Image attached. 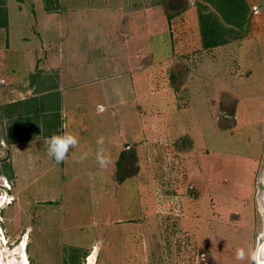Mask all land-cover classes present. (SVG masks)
Segmentation results:
<instances>
[{"label": "rangeland", "instance_id": "obj_1", "mask_svg": "<svg viewBox=\"0 0 264 264\" xmlns=\"http://www.w3.org/2000/svg\"><path fill=\"white\" fill-rule=\"evenodd\" d=\"M45 1L8 0L11 33L8 39L0 32V43L21 52L19 74L35 48L48 46L53 55L63 49L64 67L73 74L82 59L98 66L96 100L115 102L120 115H101L103 142L71 147L62 166L50 160L43 139L31 148L12 143L9 158L1 137L14 132L15 139H27L33 132L22 121L9 129L0 112V180L8 183L0 181L6 199L0 264L21 263L19 253H11L24 234L29 264H88L93 254L94 264H254L247 250L264 228V0H244L245 24L222 33L228 42L208 50L198 26L202 0H109L140 9L147 38L136 36L132 23L131 38L115 30L113 37L65 40L57 32L59 16L45 12L65 7ZM38 25L51 31L39 36ZM129 50L131 57L124 53ZM125 59H131L133 80L146 85L142 102L123 75L130 71L116 78ZM116 86L137 114L144 108L142 120L128 119L133 113L112 96ZM142 121V134L117 141ZM43 122L49 131V121ZM115 144L124 148L120 168L113 166ZM238 248L245 259L235 258Z\"/></svg>", "mask_w": 264, "mask_h": 264}, {"label": "crops", "instance_id": "obj_2", "mask_svg": "<svg viewBox=\"0 0 264 264\" xmlns=\"http://www.w3.org/2000/svg\"><path fill=\"white\" fill-rule=\"evenodd\" d=\"M49 2L50 0H46V5ZM68 2L67 5H63L65 1L62 3L61 0H57L60 8L61 6L65 7L61 12L60 10L62 9H59L58 13L54 12L55 9L45 11L48 15L59 16L60 20L57 24V32L62 40L73 36L81 38H108L113 37L116 31L123 33V35L128 33L129 38H131L132 23H136L137 28H139L135 31L138 32L136 36L141 38L143 35L147 38V18L142 15L140 9L134 10L131 5H117L116 2L109 0H75V3L72 0H68ZM3 3L6 9V15L0 18V32L4 33L9 39L11 27L8 0H3ZM189 11L192 14L195 12L194 8L192 10V7L189 8ZM115 23L118 25L114 27ZM37 28L33 29V31L35 34H39V36L45 34V30L51 31L46 25H38ZM8 44L5 41L0 43V110H2L0 112H2V117L5 120V126H10L9 129H11L9 123L13 127L22 121L24 123L23 127L27 126L25 127L27 133L33 132L32 136L29 135L27 139H15L14 132H10L12 135L10 137L4 136L6 139L1 137L4 145L7 146L5 151L8 157L10 158V145L12 143L25 142L31 148L33 144H37L38 139H43L46 147L47 138L62 131H67L75 135L78 140L76 144L78 147H83L84 144L85 146L93 144L94 139L96 142L100 140L103 142L97 136V131L101 123L100 116L108 111L111 119H113V117L116 118L120 113L116 108L115 102H106L103 105V103L96 100V85L101 81H99L100 69L98 66L91 63L85 64L83 59L79 62L74 61L78 69L73 74L64 67L67 56L65 57L63 49L59 50V55L57 53L53 55L48 46L44 47L42 45L39 48H35L33 55L35 54L36 56L34 57L32 55L33 59L32 57L30 59L26 57L25 69L27 71L22 76L16 67V60L20 58L17 54L21 52L17 50L13 51V48ZM92 51L94 50L92 49ZM96 53H99V51H96ZM124 53L131 57V50L129 52L125 51ZM68 59H70L69 56ZM126 63L125 59L122 73L119 72L120 74L116 78L125 75L129 80V85L134 87L135 101L142 102L147 96L146 93L142 92V85L144 88H146V85L142 83V79L140 78L136 81L135 79L133 80L132 69L128 68L131 66V59L128 60V64ZM126 69L130 72H126ZM137 88L140 90H137ZM115 89L116 91L114 90L112 92L113 98H115V95L119 97L121 106H128V109L133 113V115L128 113V119H135L134 123H137L139 118L142 120L143 115L141 111L144 108L140 106L141 111L137 114L135 108L134 110L132 109V104L129 105V101L126 104L124 101L126 99L121 90H119V86H116ZM132 93L130 94L129 100L132 99ZM27 119H31L32 122L30 120L27 122ZM34 119L37 122H34ZM49 119L51 122L55 120V124L57 126L59 125V132L55 131L54 128L51 135L46 134L47 131L43 129V120H46L47 123ZM105 120L106 118H104ZM119 124L122 126L126 125L123 121ZM142 129L143 121L140 123L138 130H133V128L125 130L124 136L126 138H120L122 134L120 132V137L117 141L130 140L135 137V134H142ZM117 146L118 144H115L116 148L114 147V150L116 152L114 153L113 166H115L117 157L124 149L117 148ZM48 156L51 161L56 162L49 153ZM67 159L68 154L63 161L56 164L65 166ZM13 176H15V173L11 174L9 178L12 182Z\"/></svg>", "mask_w": 264, "mask_h": 264}, {"label": "trees", "instance_id": "obj_3", "mask_svg": "<svg viewBox=\"0 0 264 264\" xmlns=\"http://www.w3.org/2000/svg\"><path fill=\"white\" fill-rule=\"evenodd\" d=\"M203 2L207 5L210 4L213 11H207V6ZM199 3L201 4L198 5L197 12L202 49L208 50L225 45L228 39L224 38L222 33L228 30H230L228 32H231L234 29H239L246 22L248 7L244 0H202ZM5 15L6 9L4 3L3 0H0V18L2 16L5 17ZM49 127L51 129L47 131V135H51L54 128L55 131L59 132V125L55 124V120L53 122L49 120ZM124 155L122 154L121 157ZM116 166L120 168V160L117 161ZM208 262L212 264L211 260Z\"/></svg>", "mask_w": 264, "mask_h": 264}, {"label": "clouds", "instance_id": "obj_4", "mask_svg": "<svg viewBox=\"0 0 264 264\" xmlns=\"http://www.w3.org/2000/svg\"><path fill=\"white\" fill-rule=\"evenodd\" d=\"M102 143V141H98ZM78 143L75 135L62 131L58 134H53L47 138L46 150L49 155L57 162L63 161L69 149L74 147ZM97 159L102 167L106 166L108 160L100 153H97ZM259 183L264 184V176L259 178ZM258 235L261 239L256 243L254 248L247 250L248 257L254 262V264H264V228L258 231ZM246 251L244 248H238L235 253L237 260L245 259Z\"/></svg>", "mask_w": 264, "mask_h": 264}, {"label": "bare ground", "instance_id": "obj_5", "mask_svg": "<svg viewBox=\"0 0 264 264\" xmlns=\"http://www.w3.org/2000/svg\"><path fill=\"white\" fill-rule=\"evenodd\" d=\"M1 182H3L4 181V179L2 178L1 180H0ZM5 182V181H4ZM8 183L7 182H5V185L4 186H6ZM8 186V185H7ZM2 200H4L5 202H6V199L5 198H0V204H1V202H2ZM9 202V201H8ZM262 209V208H261ZM2 234V233H1ZM3 237V236H2ZM22 239H21V242L18 244V246L16 247V249H14L13 251H12V253H11V255H15V254H17V253H19V255H20V259L19 260H21L19 263L20 264H29L28 263V260H27V258H26V254H25V245H26V238H27V235L26 234H24L23 235V237H21ZM3 240V242H6L5 241V238H3L2 239ZM96 247H94V253L96 252ZM93 253V252H92ZM1 258V257H0ZM3 258V257H2ZM94 254L92 255V256H89V258H88V264H94ZM14 259V258H13Z\"/></svg>", "mask_w": 264, "mask_h": 264}]
</instances>
